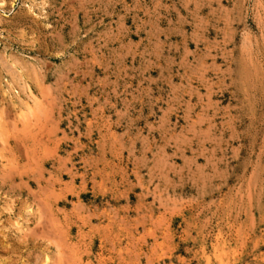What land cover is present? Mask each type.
Returning a JSON list of instances; mask_svg holds the SVG:
<instances>
[{"label":"rangeland","instance_id":"obj_1","mask_svg":"<svg viewBox=\"0 0 264 264\" xmlns=\"http://www.w3.org/2000/svg\"><path fill=\"white\" fill-rule=\"evenodd\" d=\"M0 264H264V0H0Z\"/></svg>","mask_w":264,"mask_h":264},{"label":"bare ground","instance_id":"obj_2","mask_svg":"<svg viewBox=\"0 0 264 264\" xmlns=\"http://www.w3.org/2000/svg\"><path fill=\"white\" fill-rule=\"evenodd\" d=\"M54 200H56V199H54ZM75 209H76V208H75ZM114 215H115V214H114ZM67 217H68V216H67ZM50 218H51V217H50ZM85 218H86V217H85ZM86 219H87V218H86ZM50 220H51V219H50ZM65 220H66V219H65ZM67 220H68V219H67ZM57 221H58V220H57ZM57 221H56V222H57ZM70 221H71V220H70ZM65 222H67V221H65ZM79 222H80V221H79ZM76 223H77V222H76ZM36 224H37V223H36ZM70 224H71V223H70ZM40 225H41V224H40ZM66 226H68V225H66ZM40 227H41V226H40ZM44 227H45V226H44ZM109 229H110V228H109ZM48 232H49V231H48ZM48 234H49V233H48ZM50 234H51V233H50ZM50 234H49V235H50ZM81 234H82V233H81ZM45 235H46V234H45ZM45 235H44V236H45ZM56 235H57V234H56ZM82 235H83V234H82ZM46 236H48V235H46ZM54 237H55V236H54ZM105 238H106V237H105ZM52 241H53V240H52ZM57 241H58V240H57ZM65 241H66V240H65ZM65 241H64V242H65ZM53 242H54V241H53ZM112 242H113V241H112ZM66 243H68V242H66ZM58 244H60V243H58ZM58 244H57V245H58ZM88 246H89V245H88ZM48 248H49V247H48ZM71 249H72V248H71ZM100 249H101V248H100ZM69 250H70V249H69ZM74 250H75V249H74ZM72 251H73V250H72ZM113 251H114V250H113ZM62 252H63V251H62ZM106 252H107V251H106ZM80 253H81V252H80ZM121 254H122V253H121ZM117 255H118V254H117ZM133 256H134V255H133ZM39 257H40V256H39ZM55 257H56V256H55ZM70 257H71V256H70ZM62 258H63V257H62ZM101 258H102V257H101ZM116 259H117V258H116ZM71 260H72V259H71ZM97 260H98V259H97ZM53 261H55V260H53ZM97 262H98V261H97ZM57 263H58V262H57ZM61 263H62V262H61ZM73 263H74V262H73ZM87 263H88V262H87ZM121 263H122V262H121Z\"/></svg>","mask_w":264,"mask_h":264}]
</instances>
